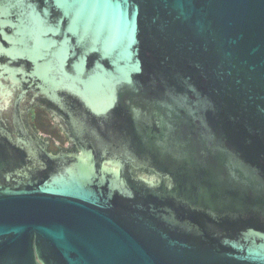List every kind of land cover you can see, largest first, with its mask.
Wrapping results in <instances>:
<instances>
[{
  "label": "water",
  "instance_id": "1",
  "mask_svg": "<svg viewBox=\"0 0 264 264\" xmlns=\"http://www.w3.org/2000/svg\"><path fill=\"white\" fill-rule=\"evenodd\" d=\"M37 2L0 5V120L79 94L106 161L24 182L47 164L0 121V264H264V0Z\"/></svg>",
  "mask_w": 264,
  "mask_h": 264
},
{
  "label": "flooded vegetation",
  "instance_id": "2",
  "mask_svg": "<svg viewBox=\"0 0 264 264\" xmlns=\"http://www.w3.org/2000/svg\"><path fill=\"white\" fill-rule=\"evenodd\" d=\"M40 3H42V0H39V3H36L35 8L42 13L44 7H42ZM8 4V0H0V5ZM28 5L29 3L26 4V10H28ZM9 8L10 9L5 14H2L0 10V22L1 19L11 20L12 8L10 5ZM25 9L24 7L22 8V10ZM7 24L10 25V23ZM9 32H11V30ZM75 38L76 37L74 36V39ZM4 41L6 42V40ZM6 44L8 45L9 43L6 42ZM78 54L86 55L88 58L87 64L90 68L91 64L94 63L91 57L92 54L87 51H80ZM11 60L12 58L8 57L6 54L0 57V61L5 63L11 62ZM19 64H25L27 67L32 69L35 68L34 62L30 60H20V63L16 61L14 63H10V66L12 69H16L18 68L17 66H19ZM2 70L7 72V75L9 76L10 71H6L3 68ZM40 80L44 82L42 78ZM28 85L30 86V83ZM43 85L46 89L48 88L50 92L53 91L49 85L47 86L44 83ZM37 89L42 90L38 87ZM122 93L123 92L119 90L118 84L117 95L119 99L117 101L116 107L111 112L109 117L103 121V123H106L105 133H107V131L109 132L108 135L110 136V139L113 138L112 132H116V139L119 138V102L121 103ZM47 94H45L46 98L44 102L37 101L36 103L28 106L24 111V115L17 114L16 109L12 112L9 111L6 114V120L2 119L6 121V124L3 123L6 128L9 129L12 127L15 129H10L12 132L11 134H13L15 138L17 137L16 135L20 133L28 141V144H25L24 148L21 146L19 147L20 156L24 158L25 156L30 155L32 160L35 159L41 161L42 165L44 162L47 164L42 169L39 168V166H35L36 169L32 166L33 169L29 171L30 173L27 174V176L24 177V182L43 180V178L49 177L53 172L57 171L66 160L70 159L71 155H81L86 149L92 151V156L90 158L87 157L88 160H93L95 157V160L97 159L99 163L106 161L105 148H96L91 146L92 124L90 114L85 103L86 101L76 93H67V96H65L61 101L50 97L48 92ZM2 120L0 121L3 122ZM80 122L85 123V128L83 131L77 127L79 125L78 123ZM116 143H118V141ZM107 144L110 145V147H107L110 148L112 153H119V146H113L111 142L106 143L105 145ZM0 158L2 160L0 161V175H3V172L6 171L7 166L11 165V162H13V158Z\"/></svg>",
  "mask_w": 264,
  "mask_h": 264
},
{
  "label": "rangeland",
  "instance_id": "3",
  "mask_svg": "<svg viewBox=\"0 0 264 264\" xmlns=\"http://www.w3.org/2000/svg\"><path fill=\"white\" fill-rule=\"evenodd\" d=\"M33 103H35V102H34L32 99H26V100H24V101L21 103L20 107H19V115H24V111H25V109H26L28 106L32 105Z\"/></svg>",
  "mask_w": 264,
  "mask_h": 264
},
{
  "label": "trees",
  "instance_id": "4",
  "mask_svg": "<svg viewBox=\"0 0 264 264\" xmlns=\"http://www.w3.org/2000/svg\"><path fill=\"white\" fill-rule=\"evenodd\" d=\"M140 170V169H139ZM141 171V170H140Z\"/></svg>",
  "mask_w": 264,
  "mask_h": 264
}]
</instances>
